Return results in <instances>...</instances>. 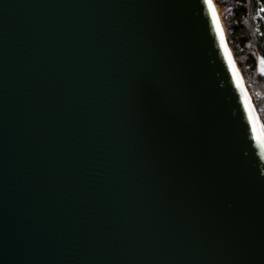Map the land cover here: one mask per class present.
<instances>
[{
    "label": "water",
    "instance_id": "water-1",
    "mask_svg": "<svg viewBox=\"0 0 264 264\" xmlns=\"http://www.w3.org/2000/svg\"><path fill=\"white\" fill-rule=\"evenodd\" d=\"M0 264H264V128L213 0H0Z\"/></svg>",
    "mask_w": 264,
    "mask_h": 264
},
{
    "label": "trees",
    "instance_id": "trees-1",
    "mask_svg": "<svg viewBox=\"0 0 264 264\" xmlns=\"http://www.w3.org/2000/svg\"><path fill=\"white\" fill-rule=\"evenodd\" d=\"M223 12L226 37L264 127V79L255 59L264 58V0H213Z\"/></svg>",
    "mask_w": 264,
    "mask_h": 264
},
{
    "label": "rangeland",
    "instance_id": "rangeland-1",
    "mask_svg": "<svg viewBox=\"0 0 264 264\" xmlns=\"http://www.w3.org/2000/svg\"><path fill=\"white\" fill-rule=\"evenodd\" d=\"M217 7V6H216ZM217 10H218V14H219V16H220V18H221V20H222V14H223V12L222 11H220V9L217 7ZM222 22H223V20H222Z\"/></svg>",
    "mask_w": 264,
    "mask_h": 264
},
{
    "label": "snow or ice",
    "instance_id": "snow-or-ice-1",
    "mask_svg": "<svg viewBox=\"0 0 264 264\" xmlns=\"http://www.w3.org/2000/svg\"><path fill=\"white\" fill-rule=\"evenodd\" d=\"M214 16H215V13H214ZM217 27H219V25H217ZM221 41H223V33L221 31ZM261 63H264V61H261Z\"/></svg>",
    "mask_w": 264,
    "mask_h": 264
},
{
    "label": "built area",
    "instance_id": "built-area-1",
    "mask_svg": "<svg viewBox=\"0 0 264 264\" xmlns=\"http://www.w3.org/2000/svg\"><path fill=\"white\" fill-rule=\"evenodd\" d=\"M252 98V97H251ZM253 100V99H252ZM263 126V125H262ZM264 128V127H263Z\"/></svg>",
    "mask_w": 264,
    "mask_h": 264
},
{
    "label": "bare ground",
    "instance_id": "bare-ground-1",
    "mask_svg": "<svg viewBox=\"0 0 264 264\" xmlns=\"http://www.w3.org/2000/svg\"><path fill=\"white\" fill-rule=\"evenodd\" d=\"M216 9H217V7H216Z\"/></svg>",
    "mask_w": 264,
    "mask_h": 264
}]
</instances>
